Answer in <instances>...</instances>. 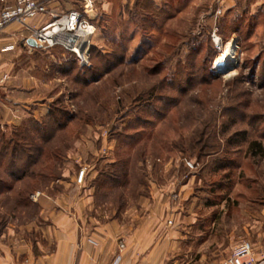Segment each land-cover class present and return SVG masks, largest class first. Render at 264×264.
Wrapping results in <instances>:
<instances>
[{
	"label": "rangeland",
	"instance_id": "374dc122",
	"mask_svg": "<svg viewBox=\"0 0 264 264\" xmlns=\"http://www.w3.org/2000/svg\"><path fill=\"white\" fill-rule=\"evenodd\" d=\"M64 1L75 2L77 8L81 5L78 0ZM92 1L91 22L96 33L91 42L95 52L84 84L74 79L76 70L67 75L56 70L57 65L71 60L61 48L10 56L9 67L0 69L8 76L0 85V97L16 98L17 90H33L36 97H50V107L58 103L72 116L62 131H52L45 145L57 158L46 162L44 172L48 177L34 186L29 203L39 206L40 199L54 201L64 191L74 190L71 180L75 181L82 167L87 174L80 187L92 185L95 190L103 182L98 175L108 170L105 166L129 162L130 184L115 194L94 199L104 212L145 203L151 190H174L177 183L194 178L192 189L211 191L221 183L222 193L227 192L250 219L264 218V157H246L247 142L227 143L229 139L241 140L240 134L246 132V140L264 146V0ZM214 37L219 39L218 44ZM231 42L235 46L234 60L224 70L215 69L214 61ZM96 52L106 58L100 60ZM209 67L214 69L215 81H207ZM179 71L185 74L177 78ZM172 81L183 87L198 82L179 94L177 88L169 86ZM149 95H162L176 103L167 108L169 102L151 101L152 108L165 114L163 120L144 111ZM137 116L154 122L145 132L155 134L144 136L140 145L129 143V147L118 135ZM45 123L47 131L51 130L52 122ZM14 129L0 128V132L9 138ZM31 136L35 144H42L38 133ZM139 158L142 162L135 165ZM215 160L227 164L225 170L212 173L217 166L213 165ZM17 189L24 190L23 184ZM35 193L40 196L32 202L30 196ZM9 195L4 192L0 197V217L5 216V223L40 221L31 207L9 216L10 205H3ZM201 247L186 244V240L172 244L170 239L152 236L146 256L151 263L161 260L164 264L176 263L172 258L180 256L176 264H183L185 253H195Z\"/></svg>",
	"mask_w": 264,
	"mask_h": 264
},
{
	"label": "crops",
	"instance_id": "0c3cea01",
	"mask_svg": "<svg viewBox=\"0 0 264 264\" xmlns=\"http://www.w3.org/2000/svg\"><path fill=\"white\" fill-rule=\"evenodd\" d=\"M37 1L47 4V0ZM51 1L47 5L52 10L77 9L75 2ZM48 20L42 17L29 21L27 26L11 24L0 34L1 70L9 67L10 56L40 50L28 45L27 40L32 27L38 28ZM7 77L4 71L0 72L1 86ZM22 91L17 90L16 98L0 97L1 130L17 128L30 119L41 121L48 113L50 97L39 98L33 90ZM194 181L192 178L177 183L174 190H151L145 203L104 212L94 203L92 185L80 187L72 179L74 190L64 191L54 201L40 199L39 222L16 224L11 220L0 224V264H164L160 258L151 263L146 256L152 236L170 239L172 244L186 240V244L201 245L197 252L183 255V264L221 262L230 255L233 246L245 239L259 253L264 246V218L250 219L227 192L192 189ZM211 197L219 199L215 202ZM263 258L261 253L257 255L260 264H264ZM172 259L178 263L180 256Z\"/></svg>",
	"mask_w": 264,
	"mask_h": 264
},
{
	"label": "trees",
	"instance_id": "16d2710c",
	"mask_svg": "<svg viewBox=\"0 0 264 264\" xmlns=\"http://www.w3.org/2000/svg\"><path fill=\"white\" fill-rule=\"evenodd\" d=\"M93 52H95V50L92 46L90 49V62H92L93 60ZM67 54L70 56L71 60H65L62 64L57 65L56 70H59L62 74L65 75L72 74V72L76 70L74 79L81 84H84L86 82V79L84 77L85 71L92 69V63H90L88 67L82 68L78 65L77 59L73 54L69 52H67ZM96 54L99 55L100 60L106 58L99 52H96ZM117 60V62L120 63L122 58L119 57L117 58ZM111 65L112 64H110V66ZM106 66L109 67V64H107ZM160 70V68H157V71ZM108 71V69H105V72ZM183 74H185L184 71H179L176 74L177 78L183 77ZM207 77H209L207 78V81H215L217 79L213 68H208ZM92 79H94L93 74L91 75V80ZM198 81H195V83H193L192 85H189V83H187L184 87L180 85L177 86L172 81L170 82L169 86L171 87V89L177 88V93L182 94L187 91V87H195ZM151 101H156L158 103L165 101L167 103L169 102L170 104L167 108H172L175 106L174 104H176L175 102H172L171 99L165 98L162 95L158 96L157 98L149 95L144 106V111H147V113L153 115V118L159 120H163L165 118V114L157 110L156 108H152ZM57 104H53L50 107L48 113L43 119L44 122L42 123L30 119L14 129L9 138H6L5 134L3 132H0V197L4 192L10 194L9 197L5 198L3 201V205H10V208L7 209L9 216H12L15 213H19L20 211H22V209H30L29 207L35 208L36 214H39L40 212L39 206L31 205L29 203L28 197L34 190V186H37L38 182L47 179L48 174H45L44 172V166L46 162L51 157L57 158V154L51 148H49V146L47 147L45 145L50 141L52 137V131L53 133L62 131V129L65 128L67 122L72 120V116L67 115L66 111L59 108ZM45 122H52L53 126L51 127V130L47 131L49 127ZM153 126L154 122L149 121L146 118L137 116L133 122H129L125 126V128L123 129L124 133L119 134L118 137H120L121 142H124L125 144H139L144 136L148 135L147 138H149L152 134V132L146 134L145 128L152 129ZM33 132L38 133V140L40 139V143L43 141L42 144L34 143L35 140L31 136ZM240 136L241 140L234 142L233 139H229L227 140V143L229 145H238L247 142L246 157H264V146L260 142L254 140H246V132L241 133ZM132 144H129V147H131ZM143 147L146 149L145 146ZM142 155L143 153L140 154V157ZM140 159L141 158L135 160L134 164L140 165V162H142V160ZM128 163L129 162H115L112 164H108V166H105L108 170L99 173L98 175L99 178L103 179V182L100 185L95 186L96 191L94 199H97L98 197H101L103 195L107 197V195L109 194H115L121 187L130 184L131 174L127 171ZM213 165L217 166L213 168L212 173H216L219 170H225V167H227V164L222 161L220 162V160H215ZM120 167L122 168L120 169ZM136 171H140V169L136 168ZM20 183L23 184L24 190L17 189V185H19ZM221 188H223V186L220 183L217 184L211 191H213L214 189H216L214 191H218L221 190ZM0 206L2 208L1 202ZM4 217L5 216L0 217L1 224H6V221H4Z\"/></svg>",
	"mask_w": 264,
	"mask_h": 264
},
{
	"label": "built area",
	"instance_id": "2783aa9c",
	"mask_svg": "<svg viewBox=\"0 0 264 264\" xmlns=\"http://www.w3.org/2000/svg\"><path fill=\"white\" fill-rule=\"evenodd\" d=\"M80 7L74 10L61 11L50 9L47 4L37 0H0V34L11 24L27 26L29 21L47 17L49 20L40 27L31 28V36L36 47L46 51L61 48L75 56L79 66L88 67L90 62V49L92 38L96 33L93 25V1L78 0ZM214 43H219L217 37ZM4 50H7L5 48ZM87 174L86 167L80 168L76 175L75 183L80 186L84 183ZM40 194L30 196L32 202H36ZM168 224H171L168 222ZM123 248V244L119 245ZM264 256V248L256 253L253 246L243 241L236 245L230 255L223 261L215 264H260L257 255ZM261 262H264V258ZM144 264V263H136Z\"/></svg>",
	"mask_w": 264,
	"mask_h": 264
},
{
	"label": "bare ground",
	"instance_id": "6f19581e",
	"mask_svg": "<svg viewBox=\"0 0 264 264\" xmlns=\"http://www.w3.org/2000/svg\"><path fill=\"white\" fill-rule=\"evenodd\" d=\"M234 49L235 46L233 43H228L224 51L220 54V56L214 61L213 67L218 70H224L229 65L230 61L234 60Z\"/></svg>",
	"mask_w": 264,
	"mask_h": 264
},
{
	"label": "water",
	"instance_id": "95a60500",
	"mask_svg": "<svg viewBox=\"0 0 264 264\" xmlns=\"http://www.w3.org/2000/svg\"><path fill=\"white\" fill-rule=\"evenodd\" d=\"M27 44L30 45V46H33V47L35 46L36 47V44H35V42L32 39H28L27 40Z\"/></svg>",
	"mask_w": 264,
	"mask_h": 264
}]
</instances>
